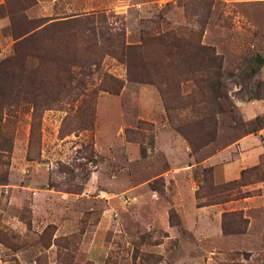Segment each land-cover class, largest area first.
Segmentation results:
<instances>
[{"label":"rangeland","instance_id":"obj_1","mask_svg":"<svg viewBox=\"0 0 264 264\" xmlns=\"http://www.w3.org/2000/svg\"><path fill=\"white\" fill-rule=\"evenodd\" d=\"M262 99L264 0H0V264H264Z\"/></svg>","mask_w":264,"mask_h":264},{"label":"trees","instance_id":"obj_2","mask_svg":"<svg viewBox=\"0 0 264 264\" xmlns=\"http://www.w3.org/2000/svg\"><path fill=\"white\" fill-rule=\"evenodd\" d=\"M88 18V17H87ZM85 23V20H83V22L78 23L77 20H66V19H62V20H57L55 23H52L51 25H53V27L57 26V29H55V33L58 34V36L61 37H68V36H75L77 34L76 29L78 27H83V24ZM81 34H83V30H81ZM136 49L141 50L140 47L136 46ZM199 49L201 51H203L204 53V57L205 60L207 62L206 68L208 70L210 69H215L212 73V76H216L215 79L210 82V86L213 85V88L215 90L216 93V98H218L220 96V88L219 85L221 84V79H220V69H221V59L220 56L218 54H216L215 52L211 51V49L209 50L208 47H206L205 45H200ZM204 60V58H203ZM6 62V61H5ZM4 62V63H5ZM8 62V61H7ZM6 62V63H7ZM6 65V64H4ZM214 67V68H213ZM211 74V73H210ZM215 83V84H214ZM9 106H13V103H9ZM36 115L33 119V128L36 127L37 123L36 121ZM210 119H213L212 117ZM180 133H182L185 138L187 139L188 143L190 144L191 147L194 148V142L192 141V139L184 132V130L181 127H175ZM213 128L212 129V137L215 136V122L213 124ZM247 169H242L240 171V178L239 179H234L232 181H229L223 185H216L217 188H227L228 186H231L232 184L236 183V182H241L242 179L245 176ZM212 172H213V168L212 166L209 167H204L201 170H195L193 173V177L195 178V180H197L198 185H201L202 182H207L209 180H212ZM212 185L215 187V185L212 182ZM202 187V186H201ZM196 197L198 198V194L196 192ZM219 202V201H216ZM214 202V203H216Z\"/></svg>","mask_w":264,"mask_h":264},{"label":"crops","instance_id":"obj_3","mask_svg":"<svg viewBox=\"0 0 264 264\" xmlns=\"http://www.w3.org/2000/svg\"><path fill=\"white\" fill-rule=\"evenodd\" d=\"M264 99H262L263 101ZM239 105L243 104L244 102L238 101ZM238 104V103H237ZM241 106V105H240ZM263 103L261 102H252L250 104V109L255 111L258 108H263ZM257 136L253 134H248L245 136H242L239 138L235 143H232L229 145L226 149L222 150L221 152H218L216 155H211L212 157H218L222 156L225 159H222V167L220 168V171L222 172L223 170H228V165L233 162H240L237 164V168L235 169V174L233 176H225L224 174V179H234L237 178L239 175L240 171L245 168L246 166L253 165L255 164L258 159L260 154L263 152V148L260 144L257 143ZM233 148L235 150V158L229 159L228 156H224L225 152H230L229 150ZM215 164V163H214ZM216 163L215 165H217ZM225 165V167L223 166ZM219 173V172H218Z\"/></svg>","mask_w":264,"mask_h":264}]
</instances>
